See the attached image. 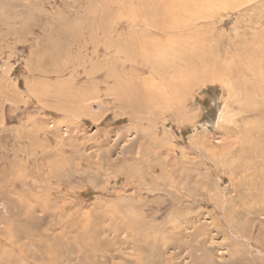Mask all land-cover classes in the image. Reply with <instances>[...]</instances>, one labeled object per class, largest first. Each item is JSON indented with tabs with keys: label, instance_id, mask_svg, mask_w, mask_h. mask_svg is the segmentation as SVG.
I'll list each match as a JSON object with an SVG mask.
<instances>
[{
	"label": "rangeland",
	"instance_id": "obj_1",
	"mask_svg": "<svg viewBox=\"0 0 264 264\" xmlns=\"http://www.w3.org/2000/svg\"><path fill=\"white\" fill-rule=\"evenodd\" d=\"M181 26L259 47L264 0H0V264H264V215L224 160L264 113L217 124L223 100L244 108L227 83L157 56Z\"/></svg>",
	"mask_w": 264,
	"mask_h": 264
},
{
	"label": "bare ground",
	"instance_id": "obj_2",
	"mask_svg": "<svg viewBox=\"0 0 264 264\" xmlns=\"http://www.w3.org/2000/svg\"><path fill=\"white\" fill-rule=\"evenodd\" d=\"M98 28H99V26H98ZM183 29L187 30L185 27L181 26V30L179 32H177L176 34L173 33L172 27H169V28L163 30V33L167 34V33L171 32L172 35L168 39H167V36L165 35V37H166L165 48H163L161 57H160V55H157V56L159 57V59H163L162 57L164 55H165V57H167V59L169 58L170 60H166V59L164 60V64L167 66V70H171V71L175 70L177 72L180 71L181 72L180 77H181V79H184V81H186L187 78H189L192 81H196L199 78H201V80L204 79L208 82L211 80L215 81L217 79V80H219V82L225 81L227 83L226 89L228 91V95H229V93L232 95L233 103L237 104V105L238 104L241 105L240 108L241 107H244V108L239 109L238 107H236V108H233V110H232L230 108L231 105H229L230 97L228 98L229 99L228 102L223 100L224 110L221 109L219 111L220 115L218 114L219 116H218L217 124H222L223 129H227L229 131V129L231 127H233L236 124V122L242 121V116H241L242 114H247L246 115L247 117L257 116V115L263 114L264 110L261 107L264 106V78H263V76H264V46L263 45L264 44L259 45V47L256 46L255 48L246 45L242 48L240 47V48H236V49H235V47H232L229 51L227 49L224 51H222L220 49L216 50V49H214L215 48V45H214L215 43L213 44L214 41H212V39H211V41H209L210 39L207 38L209 36H207L205 38V40H203V39L198 40L197 38L192 39V37L190 38V34H192L190 32V33H187V37H183V35H182V33L184 31ZM100 30H101V28H100ZM207 33H209V32H207ZM204 35H206V34H204ZM206 42H209L210 45L205 44ZM186 47H189V49L187 51H186ZM153 48H155V47H153ZM150 49H151V47H150ZM157 51H159V47H158ZM157 53L159 54V52H157ZM215 53H217V55H215ZM224 55L226 58H227V55L228 56L231 55V56H229V57H231L230 58L231 60L230 61L226 60V61H228V64L227 65L224 64L225 66L221 65L219 62V57L223 58ZM242 61H245V62H243L241 65H239V63ZM232 62H236V64L233 66H230ZM157 65H156V67H157L156 69L160 70V67H158ZM161 65H163V64L160 63V66ZM162 68H163V66H162ZM165 71H166V69H165ZM173 73L175 74V72H173ZM175 75H177V74H175ZM164 78H166V77H164ZM160 79L161 78H159V80ZM176 80H180V79H176ZM169 81H170V78H169ZM213 83H215V82H213ZM164 84H166V83H164ZM188 84H190V82ZM151 86H152V84H151ZM153 87H155V86H153ZM169 88H170V86H169ZM164 93H165V91H164ZM164 95H166V94H164ZM257 103L261 104V107H256ZM146 105H147V103H146ZM224 126H226V127H224ZM255 133H256V138L253 137L252 135L250 138V137H248V135L245 134V138H242L237 142H233L232 144H228V147H230V148H228L227 153L229 155L227 154L228 157L225 158L224 160H225V162H229V164H231L232 162L235 163L234 167H236V168H237L236 165H238V169H241L243 176L244 177L247 176V181L245 183V187L250 191V194L247 196L248 200L251 203V207H249V209L252 210L251 214L259 216V215H264V131H255ZM224 150H226V149L221 148V150L219 151L220 153H219L218 157H216L214 154H207L209 159L214 161L213 167H212V165L209 166L210 168H212L210 170L211 173H216L217 168H219L221 161L217 160V158H221L223 156L226 157L225 156L226 152ZM215 154H217V153H215ZM227 159H229V161ZM225 162L224 163L221 162V166L225 165ZM207 163H209L208 160H207ZM230 171H231V169H230ZM234 174H235V172H234ZM116 176H118V175H116ZM133 177L135 179H137L136 176H134V175H129L128 179H132ZM155 183H156V181H155ZM234 187H236V184ZM215 196H217V199H218L219 195H215ZM213 197L210 195L207 196L208 200H210L212 203L215 204V202H217V199L215 200ZM220 199H221V197H220ZM220 202L222 203L221 200H220ZM226 202L228 204H230V198L226 199V201L224 203L225 207L227 208ZM221 203L218 202V204H220L219 207L221 206ZM135 223H137V222H134L133 225L128 226V228L126 229L127 230L126 233L129 237H133L131 235L132 232H134V234H135V231H136V229H134V228H136ZM140 223L141 222H138L137 225H139ZM26 224H23L22 226L25 228ZM227 226L231 227L229 225H227ZM132 227H134V228H132ZM25 235H26V237L28 236L27 232H25ZM116 237L117 236H115V238ZM129 237L125 238L124 240H120V243L123 244L125 241V243L128 244L129 241H127V239ZM138 239H139V237H138ZM243 240H244V238H243ZM19 245H20V243H19ZM35 246L40 248L39 250H41L42 248L47 249V250L49 249L47 243L40 244L37 242V240L35 242ZM254 247L259 252H261V254L264 253V249L259 248L258 245L254 246ZM21 252H22V250H21ZM0 255H2V253H0ZM13 259H14V257H12V259H10V260L13 261ZM15 259H17V258H15ZM19 260H21V259H19ZM44 262H48V264H53L50 254H47V259Z\"/></svg>",
	"mask_w": 264,
	"mask_h": 264
}]
</instances>
